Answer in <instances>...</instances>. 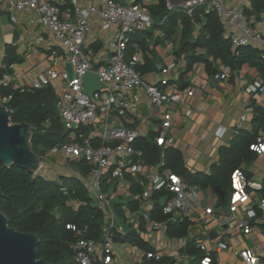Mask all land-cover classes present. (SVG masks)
<instances>
[{
    "label": "built area",
    "instance_id": "built-area-1",
    "mask_svg": "<svg viewBox=\"0 0 264 264\" xmlns=\"http://www.w3.org/2000/svg\"><path fill=\"white\" fill-rule=\"evenodd\" d=\"M7 4L11 10L35 12L38 22L53 35L73 67L72 79L68 78L66 70L57 71L51 67L29 87L42 88L57 79L65 82L54 105L64 127L71 133V140L53 150L84 161L89 166L91 198L106 216L101 240L80 238L71 244L70 264H119L112 250L116 216L110 187L111 183L115 185L127 176L140 188L134 199L148 203L152 209L159 203L165 216L160 220L152 216L151 210L140 211L149 231L165 232L168 223H179L185 219L190 222V241L194 248L203 252L200 264H218V253L226 250L231 242L241 246L243 236L250 237L261 231L264 238V195L257 196L262 185L249 178L242 169L236 168L230 175L231 192L226 211L219 212L212 204L198 212L199 192L190 178L164 167L163 150L175 141L171 127L176 121H186L193 112L192 107L183 101L184 95L191 96L193 90H170L167 68L161 69L164 77L158 84L148 83L137 68L138 54L126 57L130 35L154 25L146 3L134 0H9ZM196 6H201L203 13L215 11L224 26L232 30L234 50L252 46L264 52V35L252 28L251 19L243 10L227 6L225 0H187L177 6L166 4L169 11L176 9L187 15H191ZM91 15L102 20L103 28L116 27L111 54L105 64L96 68L83 50ZM42 40L43 37L38 36L35 41ZM56 55V51H52L54 59ZM87 71L95 72L102 85L92 96L83 92L82 76ZM229 73L230 68L224 67L215 78L225 79ZM15 78L6 73L1 76L0 85L6 86ZM140 90L151 108L158 110L160 119L152 143H156L161 154L159 160L152 163L142 148L135 144L144 135L143 130L124 123L141 117L143 99ZM254 91L263 92L264 86L260 85ZM245 120L246 115L242 114L240 122ZM238 130L239 125L232 133L236 134ZM227 131L226 127L218 126L215 136L222 138ZM250 150L263 157L264 171V135L250 145ZM135 217L131 214L128 219L133 222ZM67 227L75 230V226ZM210 233L214 236L210 237ZM210 244L214 246L210 248ZM234 253L243 264H264V255L252 247L243 246ZM163 257V253L152 249L144 252L146 264H160ZM167 257L175 264H187L194 256L187 251H174Z\"/></svg>",
    "mask_w": 264,
    "mask_h": 264
},
{
    "label": "crops",
    "instance_id": "crops-1",
    "mask_svg": "<svg viewBox=\"0 0 264 264\" xmlns=\"http://www.w3.org/2000/svg\"><path fill=\"white\" fill-rule=\"evenodd\" d=\"M8 1L0 0V67H4V61L9 52L12 53L11 57L14 59L10 65V70L2 75L12 74L16 78L11 84L15 87L29 88L39 75L45 74L47 69L51 67L57 71L66 70V54L57 44L53 35L38 22L36 13L28 10H11L8 7ZM142 2L146 3L147 6L155 3L154 0H142ZM225 3L231 8L243 11L250 6L249 0H225ZM67 4L69 5L68 2ZM60 7L62 6L60 5ZM166 10L168 12L166 16L171 15L174 11H169L167 7ZM166 16L159 23L155 22L150 29L130 35L126 57L129 58L133 53L138 54L137 68L148 83L158 84L159 80L164 77L161 69L167 68L166 76L169 78L168 88L170 90L184 88L193 90L191 96L185 94L183 97V101L192 107L193 112L186 121H176L171 127V133L175 136L172 146L180 152L188 172L207 175L210 174L212 167L219 163V149L228 147L240 131L252 130L254 108L257 106L264 107V91H254L262 85V78L256 68L243 64L237 69H232L225 79L217 80L215 75L222 72L224 66L218 60L213 61L211 56L206 55L205 49L202 47H197L195 51L196 54H202L204 58L192 63L186 71L187 58L185 53L180 50L182 29L180 18L173 26L168 25ZM250 19L252 28L264 35V12L259 15L258 19L254 15H250ZM89 21L90 30L84 40L83 50L96 68L105 64L111 54V43L116 27L103 28V22L97 15H91ZM220 21L222 22V20ZM201 25L200 22L194 24L192 39L197 37ZM222 25L224 35L230 38L231 49L234 50L231 41L232 30L225 27L223 22ZM15 31H18V38L13 42ZM234 31H238V29L234 28ZM38 36L43 37L41 42L35 41ZM52 51H56L55 59L52 56ZM204 59H208L215 68L208 71ZM213 70H215V74H212ZM49 85L54 88L57 95L64 88L65 82L62 79H57L51 81ZM140 93L143 99L141 117L130 122L124 121V123L129 127L142 129L144 132L142 137L147 138L151 147L160 125V119L158 110L151 108L142 90ZM242 114L246 115L244 122H240ZM238 125V132L233 134L232 130ZM218 126H224L228 129L222 138L215 136V130ZM263 135L264 133H260L258 137ZM55 153L56 151L52 149L46 153V159L43 157L41 162L46 165L45 168L48 171L43 169L40 174L47 179H58L59 177L80 179L90 193V176L88 172L84 174L80 170L77 165L79 160L73 158L74 163L64 172L55 163L53 166L50 165L52 154ZM59 153L64 158L71 159V157ZM45 160L49 162L47 163ZM262 164L263 157L255 153L252 160L244 161L238 167L249 178L261 183L262 190L257 192V196L264 195ZM44 170L48 176L44 175ZM194 186L197 188L200 197L198 212L201 211L202 207L212 204L217 211H226V202L231 192L230 185L227 192H224V199L220 198L214 188ZM110 189L112 207L116 216L114 234L123 237L129 232H135L139 238L148 244V247L163 253L165 257L170 252L184 251L187 244L191 243L190 230L184 237H169L166 231H149L145 227L140 211L151 210L152 212L153 209L148 203H141L140 200L134 199V196L140 192V188L130 176H127L124 181L116 182ZM73 204L77 206L76 203L73 202ZM131 214L136 216L133 222L128 219ZM213 236L214 233H210V237ZM243 239L241 246H236L234 242H231L226 250L218 253L217 263L243 264L234 253L237 248L243 246L252 247L264 255V238L261 231L253 233L250 237L243 236ZM209 246L211 248L214 244ZM112 250L119 264H136L144 261L145 251L131 243L113 241Z\"/></svg>",
    "mask_w": 264,
    "mask_h": 264
},
{
    "label": "trees",
    "instance_id": "trees-1",
    "mask_svg": "<svg viewBox=\"0 0 264 264\" xmlns=\"http://www.w3.org/2000/svg\"><path fill=\"white\" fill-rule=\"evenodd\" d=\"M134 1L142 2V0ZM154 1L155 3L148 8L154 23H159L168 13L166 0ZM249 1L250 6L244 9V12L247 16L254 15L258 19L264 12V0ZM166 17L168 25L173 26L180 18L182 25L180 50L187 58L186 71L192 63L204 58L195 51L197 47H202L205 49V54L211 56L213 61L218 60L224 67H229L230 71L243 64L256 68L264 86V52L252 46H241L232 50L230 38L224 35L222 22L215 11L203 13V8L196 6L191 15L174 9L171 15ZM199 22L202 25L198 35L192 39L194 24ZM167 32L169 33V30ZM11 55V52L7 54L4 67H0V78L4 72L10 70L14 59ZM204 61L208 71L215 68L208 59ZM55 98L56 93L51 85L25 89L15 87L11 83L6 86L0 85V102L11 110V122L30 124V144L40 160L49 150L71 140V133L64 127L55 108ZM252 123L251 131H240L228 147L219 149V163L212 167L210 174L199 175L188 172L180 152L173 146L163 150L164 167L188 176L191 183L197 187L217 186L227 192L232 171L242 162L250 161L255 157L250 145L257 140L260 133H264V107L254 108ZM135 144L142 148L150 163L154 162L147 138L142 137ZM77 165L84 174H87L89 166L84 161L79 160ZM0 189L2 192L0 211L7 216L9 225L18 231L36 234L39 239L38 256L44 257L52 264H70L71 244L77 239L96 241L102 239L105 226L104 212L93 202L91 194L80 179L65 177H59L58 181L47 179L40 173H33L16 164L6 166L0 162ZM73 202L79 204L74 206ZM152 216L160 220L165 219L159 203L153 207ZM67 225L75 226V230ZM189 225L187 219L179 223H168L166 233L169 237H184ZM113 241L131 243L144 251L151 250L135 232H129L123 237L114 234ZM184 251L194 256L187 264H200L203 252L194 248L192 243L187 244ZM146 263L144 259L143 262L136 264ZM160 264L175 263L171 258L163 257Z\"/></svg>",
    "mask_w": 264,
    "mask_h": 264
},
{
    "label": "water",
    "instance_id": "water-1",
    "mask_svg": "<svg viewBox=\"0 0 264 264\" xmlns=\"http://www.w3.org/2000/svg\"><path fill=\"white\" fill-rule=\"evenodd\" d=\"M187 0H167L177 6ZM18 38L14 32L13 42ZM68 78H73V67L70 62L65 64ZM215 74V70L212 71ZM83 92L89 96L102 88L99 77L95 72L87 71L82 76ZM11 110L0 102V162L6 166L16 164L20 168L33 173H39L42 162L30 144L31 126L27 122H11ZM155 161L160 158V148L156 143L151 144ZM114 182L111 183L113 187ZM221 199L224 191L214 187ZM2 192L0 189V198ZM164 202V200H163ZM39 239L36 234L21 232L10 226L7 216L0 211V264H52L37 253Z\"/></svg>",
    "mask_w": 264,
    "mask_h": 264
},
{
    "label": "rangeland",
    "instance_id": "rangeland-1",
    "mask_svg": "<svg viewBox=\"0 0 264 264\" xmlns=\"http://www.w3.org/2000/svg\"><path fill=\"white\" fill-rule=\"evenodd\" d=\"M56 151V153L55 154H52L53 155V157L50 159V165L51 166H53V164L55 163L56 164V166H59V169H61L62 171H64V172H66L67 171V169L66 168H68L69 166H72V163H74V159L73 158H71V159H66V158H64L63 156H61L60 155V153H59V150L57 151V150H55ZM45 156H46V154L43 156L44 158H45ZM46 159V158H45ZM55 161V162H54ZM45 162H49V161H46L45 160ZM54 164V165H55ZM42 167H41V169L39 170V173L40 172H42V170L43 169H45L46 171H48V169L47 168H45V164H43L42 163ZM44 167V168H43ZM45 170H44V175L45 176H48V174H46V172H45ZM90 178V177H89ZM85 179H87V177H85Z\"/></svg>",
    "mask_w": 264,
    "mask_h": 264
}]
</instances>
